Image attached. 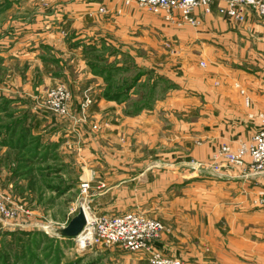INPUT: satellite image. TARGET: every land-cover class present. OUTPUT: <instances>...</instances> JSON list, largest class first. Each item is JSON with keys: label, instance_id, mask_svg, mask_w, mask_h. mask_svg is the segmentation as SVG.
Instances as JSON below:
<instances>
[{"label": "crops", "instance_id": "obj_1", "mask_svg": "<svg viewBox=\"0 0 264 264\" xmlns=\"http://www.w3.org/2000/svg\"><path fill=\"white\" fill-rule=\"evenodd\" d=\"M38 1L27 24L20 18L13 26L19 27L27 37V42L18 44L21 45L19 48L31 44V48H26L31 53V50L43 47L41 59L38 56L41 63L31 62L34 58L28 53L26 56L20 54L21 58L15 57L20 65L26 63L27 68L20 75L13 72L11 82L16 87H22L24 92L31 93L33 89L42 88L41 84H56L68 78L67 70L71 62L74 72L80 70V73L84 72L83 77L92 81L88 84L91 90L96 91L95 96L103 94L106 98L107 84L112 83L116 76H96L89 71L80 46L101 37L108 42H104L106 45L127 44L125 39H135L128 33L138 28V8L135 11L133 8L136 7L125 5L124 0ZM101 6L106 8V15L97 13ZM220 6H225V3H214L209 14L198 10L196 14L201 19V25L189 29L193 34V47L191 45L190 49L199 54L197 63L192 59L184 60L179 76L167 64L159 66L158 72L176 83L180 88L178 91L168 93L167 99L159 104L153 100L149 107L151 110L142 112L139 109L130 120L122 114V107L118 105L121 103L103 99L102 96V99L98 98L96 108L105 115L104 122H107L101 143L105 147L115 146V155L104 152L106 161L103 160L91 151L96 144L88 137L83 139V150L77 152V147L71 146L74 141L71 137L63 146L70 144L68 148L76 152V156L71 153L73 160L66 161L61 159L63 150L60 146L58 153H41V149L49 145L43 138L38 153H28L33 157L15 159L18 164L8 161L6 168L9 171L32 168L28 160L36 164L34 168L46 167L59 160L60 169L72 168L82 162L79 168L83 179H103L110 186L106 195L97 200L100 208L111 206L161 212L155 215L169 229L159 244L165 253L195 264H264V174L251 176L231 169L225 170L220 179L200 176L189 181V177L197 176L189 169V160L208 161L223 144L249 142L261 127L260 116H263L264 127V24L249 11L245 12L243 22H236L221 15ZM23 9L18 8L20 15L24 14ZM15 42L9 46L11 54L15 50ZM184 44L187 49L188 37H185ZM58 56H62L63 61H52ZM69 57L75 58L68 62ZM200 60H208L217 66L216 74L199 73ZM146 64L150 68L156 67L149 61ZM134 89L129 94L133 95ZM137 96L139 98L140 95L136 93L133 97ZM173 100H179V103L172 104ZM171 112L179 113L178 117L167 115L157 119L158 113ZM107 113L113 114L115 119L109 118ZM188 113L202 115L189 121ZM42 122L41 116L33 121L34 136L37 133L43 135V126L38 131V124L43 125ZM142 123L154 125L142 137L147 151L134 150L125 154L120 147L124 144L121 138H129L132 145V138L142 129ZM157 124L162 128L157 130ZM160 138L164 139L165 145L162 152L157 150ZM13 141L16 143L0 145L1 157L9 156L13 151H21L18 154L22 157V151L35 144L31 137H17ZM60 174L63 173L60 171ZM8 181L9 186L14 187L16 181ZM72 188L68 186L67 191ZM130 194L132 198H129ZM164 194L168 200L160 199ZM150 214L154 215L153 212Z\"/></svg>", "mask_w": 264, "mask_h": 264}, {"label": "rangeland", "instance_id": "obj_2", "mask_svg": "<svg viewBox=\"0 0 264 264\" xmlns=\"http://www.w3.org/2000/svg\"><path fill=\"white\" fill-rule=\"evenodd\" d=\"M219 1L222 0L216 2ZM38 2V0L27 2L21 0H0V145L2 143L9 145V142L16 143L13 141L15 138L26 136L34 138L35 142L28 150L22 151V157L19 156L20 153L18 154L21 151H13L9 156L2 155L1 157L0 155V189H3L6 192L5 194L11 197V201L17 209V215L13 220H7L0 216V264H151L148 253L129 252L120 245H105L98 240L91 228H88L89 233L91 230V234L84 239H81L80 235H83L86 230H83L82 233L73 238L57 237L56 231L66 227L79 214L80 209L87 212L90 219L137 213L156 220L163 225L164 231L160 238L154 242V248L164 257L178 258L195 264L167 254L160 248L159 244L162 236L169 230L162 219L155 215V213H159L160 211L138 210V208H113L111 206L100 208L97 200L100 196L106 195L110 186L103 179H98L97 181L91 177L83 179L80 174L81 168H79L82 162L74 165V167L71 165L72 168L64 167L63 169L61 167L60 169L61 161L59 162V160L50 164L51 166L45 167L44 165L38 168H34L36 164L28 160L32 168L27 167L15 169L14 171H9L6 168L8 161H15L18 164V161L15 159L30 157L28 153L31 152L37 151L38 153L43 138L49 145H47L46 149H41V153H58L57 150L60 146L63 150H61L63 153L60 151L61 159H65L66 161L73 160L72 154L76 156V152L72 149L69 150L68 146L70 144L67 147L63 146L66 139H71V137L74 140L71 142V146H76L77 152L79 149L83 150V139L88 137L91 139V142L96 144L91 149L94 154L101 156L105 161V153L109 152L111 155H115V146L108 145L105 147V144L101 143L102 136H105L104 131L107 122H104L106 119L105 115L97 110L96 105L98 98L102 96L104 99L105 96L102 94L96 97V91L89 88L91 86L88 83H92V81L83 77L84 72L80 73V70L74 72L75 68L70 67L72 66L71 62L68 67L69 71L67 70L68 78L65 77L64 81L56 84H41L42 88L33 89V91L35 90L34 93L33 91L26 93L22 87H16L11 82L10 75L13 72L16 75H20L27 68L26 63L20 65L15 57L21 58L20 54H24V56L29 54L34 58L31 59V62L36 63L39 61L41 63L38 56L41 59L43 47L40 46L41 48L38 47L36 50L30 49L31 53L28 52V49L26 51V48H31V44H27L28 47L23 46L24 48H19L21 45L18 44L24 41L27 42V37L25 33L20 32L19 27L15 28L13 26L15 20H20V18L23 19L26 25V21L31 19V12L35 7L37 8ZM123 2L127 6L134 5L136 8L133 9L135 11L139 10L137 12L140 13L138 28L129 30L128 33L129 37H134L135 39H125L127 44L115 45L109 43L106 45L104 43L106 39L101 37L98 38L100 41L85 42L80 47H82L83 59H85L89 71L96 76H109V74L116 76L113 78L114 81L112 83L109 82L107 84L105 91L107 96L105 99L121 103L118 105L122 107V114L130 120L132 116L138 114L139 109L142 112L151 110L152 108L149 109V107H151L153 100L159 104L167 99L168 93L180 89L176 83L158 72V69L161 68L159 66L167 64L179 76L181 70H183L180 68L184 67V60L192 59L193 62L197 63L196 58L199 54L195 53L197 52L195 49H190L193 34H191L189 29L199 27L201 19L199 18L200 25L194 27L184 22L177 12L172 15L165 12L154 13L135 3L127 4L125 0ZM22 7L25 8L22 11L24 14L20 15L18 8ZM97 13L106 15L107 10L101 6L97 9ZM26 14L29 16H26ZM16 22L20 23L22 21ZM31 35L35 34L32 33ZM185 37H188L189 41L187 49L184 44ZM88 38L90 39L91 37L89 36ZM15 40L16 47L11 54L9 46ZM34 52H39V54L36 55ZM47 53L51 54L50 50H47ZM62 58V56L61 58L58 56V58L52 61L60 62L63 61ZM72 58L75 57H69L68 62ZM148 61L156 66L155 69L147 66L146 62ZM251 67L253 66H246V68ZM215 69H217V66L208 60H200L198 62L199 73L205 75L216 74ZM85 70H87L86 67ZM138 77L139 81L137 85L136 83L134 84L136 85L134 89L133 82ZM155 85L156 88L154 89ZM57 87L66 88L69 93L70 99L67 103L68 111L66 114H57L46 106L45 89ZM128 88H130L129 92L134 89V94H129V99L126 98L124 101L112 98L119 92L125 96L128 94V92L126 93ZM136 93L140 95L139 99L138 96L133 97ZM175 102L179 103V100L171 101L172 104ZM171 113H158L156 116L157 119L158 117L165 118L167 115L178 117L179 113ZM106 115L111 119H115L113 114L107 113ZM200 115L202 113H199V115L188 113V120H196ZM40 116L43 117L44 122H42L43 125L38 124V131L40 132L43 126L44 132L43 135L37 133L34 136L35 132L32 129V126L34 127L33 121ZM260 117L262 119L260 123L261 127L256 134L264 128L263 116ZM141 126L142 129H139L132 138V141L134 140L132 145L131 141L128 140L129 138H121L122 144L128 143L125 146L124 144L120 146L123 149L122 152L125 154L131 153L134 150L135 152L144 149L145 152L147 151V146L144 145L145 141L142 137L146 136L148 131L154 128V125L152 123H142ZM107 128L109 127L107 126ZM161 128L158 125L157 130ZM27 129L29 130L25 134ZM255 135L249 142L241 141L240 143H236V145H221L212 153L208 161L189 160L187 162L189 169L197 174V176L189 177V181H194L200 176L205 177V179H220L224 176L225 170L231 169L241 170L244 174L251 176L264 174L252 169L251 159L248 155L245 156L244 164L241 166L231 164L224 157L220 156L223 147L228 146L234 152H237L245 144H251ZM28 142L31 141L28 140ZM163 143V138L157 141V148L159 147L157 150L159 152H162L163 148H165ZM107 149L113 150L108 151ZM60 171L64 175L60 174ZM9 179L16 181L14 187L9 186ZM84 184L89 185L87 191L82 189V185ZM68 186H73L71 191L66 190ZM132 197V194H130L129 198ZM137 198L139 199V197ZM160 199L168 200L169 198L164 194ZM151 212L154 215H151Z\"/></svg>", "mask_w": 264, "mask_h": 264}, {"label": "built area", "instance_id": "obj_3", "mask_svg": "<svg viewBox=\"0 0 264 264\" xmlns=\"http://www.w3.org/2000/svg\"><path fill=\"white\" fill-rule=\"evenodd\" d=\"M218 0H125L127 4L135 3L142 8L154 13L165 12L169 15L177 12L184 22L197 27L200 25L197 11L204 14L211 13L214 2ZM225 6L219 7V13L237 22L245 20V12H254L264 23V0H222ZM103 11V9H101ZM46 106L57 114L67 113L69 93L64 87L45 89ZM250 156L253 170L264 173V128L260 130L249 145L240 147L234 152L225 146L220 153L229 163L241 166L245 156ZM87 191L89 185H82ZM0 189V216L7 220H13L17 215L15 204L11 197ZM91 228L99 241L105 245H120L129 252L148 253L151 264H191L178 258H167L161 255L155 248L157 241L164 231L163 225L153 219H149L137 213H128L112 217H95L84 230Z\"/></svg>", "mask_w": 264, "mask_h": 264}, {"label": "water", "instance_id": "obj_4", "mask_svg": "<svg viewBox=\"0 0 264 264\" xmlns=\"http://www.w3.org/2000/svg\"><path fill=\"white\" fill-rule=\"evenodd\" d=\"M87 225V217L83 209L79 210V214L75 216L69 224L56 231V236L60 238H73L83 232Z\"/></svg>", "mask_w": 264, "mask_h": 264}, {"label": "trees", "instance_id": "obj_5", "mask_svg": "<svg viewBox=\"0 0 264 264\" xmlns=\"http://www.w3.org/2000/svg\"><path fill=\"white\" fill-rule=\"evenodd\" d=\"M112 75H110L109 74V78L111 77ZM139 78V77H138ZM138 78H136L135 80H134V82H133V85L135 84V83H137V80H138ZM132 85V86H133ZM156 88V85L154 86V89ZM129 90H130V88H128L127 89V91H126V93L128 92V94H126L125 96H124V94L123 93H121V92H119V93H117L114 97H112V98H115V99H120V100H124L125 101V99L126 98H128L129 97ZM139 98H140V96H139ZM138 98V99H139ZM129 99V98H128ZM29 129H27L26 131H25V134L27 133V131H28ZM27 137V136H26ZM28 137H30V136H28ZM25 138V137H24ZM31 155H34V153L33 152H31ZM30 157H33V156H30ZM31 159V158H30ZM66 190H67V187H66Z\"/></svg>", "mask_w": 264, "mask_h": 264}, {"label": "bare ground", "instance_id": "obj_6", "mask_svg": "<svg viewBox=\"0 0 264 264\" xmlns=\"http://www.w3.org/2000/svg\"><path fill=\"white\" fill-rule=\"evenodd\" d=\"M85 214H86L87 220L90 221L91 219H90V216L88 215V213L85 212ZM90 234H91V230H90V233H89V230L87 229L83 235H80V238L81 239H84V238H86Z\"/></svg>", "mask_w": 264, "mask_h": 264}]
</instances>
